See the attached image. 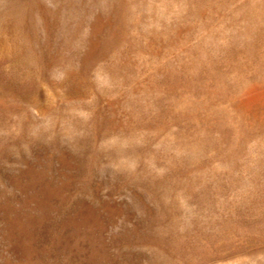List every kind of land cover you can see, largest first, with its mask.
<instances>
[{
    "label": "rangeland",
    "instance_id": "rangeland-1",
    "mask_svg": "<svg viewBox=\"0 0 264 264\" xmlns=\"http://www.w3.org/2000/svg\"><path fill=\"white\" fill-rule=\"evenodd\" d=\"M0 264H264V0H0Z\"/></svg>",
    "mask_w": 264,
    "mask_h": 264
}]
</instances>
